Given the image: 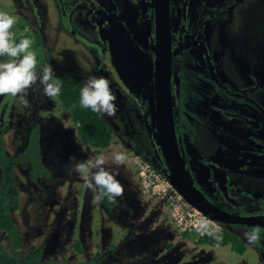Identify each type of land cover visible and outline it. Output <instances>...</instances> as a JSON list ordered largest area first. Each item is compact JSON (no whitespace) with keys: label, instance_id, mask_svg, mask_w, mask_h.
<instances>
[{"label":"flooded vegetation","instance_id":"af4514ba","mask_svg":"<svg viewBox=\"0 0 264 264\" xmlns=\"http://www.w3.org/2000/svg\"><path fill=\"white\" fill-rule=\"evenodd\" d=\"M245 2L89 3L90 14L83 16L89 35L84 36L94 65L85 74L110 81L119 109L114 116L106 115L112 141L115 136L118 142L126 135L139 137L126 150L137 154L133 162L144 191L161 199L175 214L177 203L189 212L182 216L184 223L176 215L182 229L179 235L187 236L189 230V235L199 239L209 231L228 229L245 242L244 251L254 248L264 264V44L254 32L259 24L253 26L264 15H251ZM259 4L264 5V0ZM30 26L40 36L38 26ZM45 57L55 73L59 67ZM166 92L173 103L179 152L202 194L196 199L203 202L205 198L218 207L226 221L200 210L168 176L156 118L157 98H165ZM141 164L153 172L150 179ZM117 202L118 198L112 208ZM245 216L256 222L241 219ZM255 227L260 228L261 238L251 243L245 232Z\"/></svg>","mask_w":264,"mask_h":264},{"label":"rangeland","instance_id":"374dc122","mask_svg":"<svg viewBox=\"0 0 264 264\" xmlns=\"http://www.w3.org/2000/svg\"><path fill=\"white\" fill-rule=\"evenodd\" d=\"M95 1L0 0V11L17 18L16 38L32 41L39 66L50 65L45 60L48 56L57 67L72 71L82 87L89 77H100L85 74L94 65L84 35H89L88 4H96ZM260 1L246 0L244 6L251 15H264ZM85 14L87 17H83ZM260 21L253 23L259 24L254 32L258 42L264 44V19ZM31 23L38 26L40 36H35ZM120 76L123 79L121 73ZM26 98L27 108L18 97L0 96V129L6 150H21L30 127L39 122L42 158L51 174L34 182L29 178L26 161L16 165L18 205L9 212L19 229L22 252H27L31 244L42 245L45 257L56 259L59 264H80L100 245L102 250L107 249L105 264H260L254 248L237 253L229 245L179 235L181 227L176 215L184 223L182 209L175 214L161 199L144 191L133 162L137 154L126 150L129 145H136L137 135H126L118 142L114 134L111 144L98 152L80 140L83 151L76 141L75 129L64 126L74 124L58 98L54 103L43 95L39 83L29 89ZM133 125V130L138 128L135 122ZM115 152L125 153L128 160L119 168L109 166L114 174L118 173L116 178L124 187L117 205L109 209L102 202H94L96 193L69 168L72 162L84 161L94 154L111 157ZM75 238L82 243V252L73 247ZM11 243L10 236L0 229V244L11 250ZM110 244L115 248L108 249Z\"/></svg>","mask_w":264,"mask_h":264},{"label":"trees","instance_id":"16d2710c","mask_svg":"<svg viewBox=\"0 0 264 264\" xmlns=\"http://www.w3.org/2000/svg\"><path fill=\"white\" fill-rule=\"evenodd\" d=\"M55 76L61 83L58 99L61 105L69 110L73 124L78 126L76 132L80 140L98 150L107 148L112 141L110 127L102 114L81 107L79 102L81 86L72 71L58 68L55 70ZM21 161L27 162L29 178L34 182L39 178L49 177L51 174L42 158L39 122L30 127L23 148L14 153H9L6 150L4 136L0 129V229L6 231L12 242L11 250L4 244H0V264H59L58 260L44 256L42 245L31 244L25 253L20 248L19 229L16 227L9 209L16 208L18 205L19 192L15 184V168ZM104 203L112 208L116 199L109 200L105 197ZM195 230L196 232L192 233L194 235L198 233V229ZM189 234H191L189 230L185 231V235ZM198 240L214 245L231 244L234 249L240 252L246 248L245 242L228 229L209 231L200 235ZM72 245L76 251H83L79 239L75 238ZM113 246L110 244L108 248H113ZM106 255L107 251L97 245L90 258L81 260L80 264H105Z\"/></svg>","mask_w":264,"mask_h":264},{"label":"clouds","instance_id":"9594fccd","mask_svg":"<svg viewBox=\"0 0 264 264\" xmlns=\"http://www.w3.org/2000/svg\"><path fill=\"white\" fill-rule=\"evenodd\" d=\"M17 18L8 12L0 11V96L18 97L19 103L29 107L27 94L33 86H42L43 95L58 102L61 83L56 79L51 65L39 66L37 54L32 50L29 38L17 40L14 28ZM116 96L112 92L110 81L104 77H89L80 89V105L85 109L102 115L114 116L117 111ZM74 128L77 125H65ZM76 141L81 143L76 132ZM82 150L84 147L82 145ZM128 157L123 152H115L111 157L105 154H94L84 161L70 164L69 171L82 179L95 195L96 203L103 202L105 197L115 200L123 196L124 187L110 170V165L125 166ZM245 237L251 243H258L261 238L259 227L245 232Z\"/></svg>","mask_w":264,"mask_h":264},{"label":"water","instance_id":"95a60500","mask_svg":"<svg viewBox=\"0 0 264 264\" xmlns=\"http://www.w3.org/2000/svg\"><path fill=\"white\" fill-rule=\"evenodd\" d=\"M165 5V1H163ZM165 98L160 96L157 98L158 106L156 107V118L158 123V136L161 142L163 153L166 159L168 166V176H170L171 182L177 187V189L184 194L194 205H196L200 210L207 212L217 221H226L220 212L218 207L213 204H208L203 199V202L197 200L196 198L202 197L199 189L193 184L185 163L178 149V143L176 140V135L174 133V124H173V109H172V100L169 94H164ZM215 210V211H212ZM240 218V217H239ZM246 221H255L253 217H241V219ZM237 220V219H234ZM234 220H230L231 222ZM256 222V221H255Z\"/></svg>","mask_w":264,"mask_h":264},{"label":"built area","instance_id":"2783aa9c","mask_svg":"<svg viewBox=\"0 0 264 264\" xmlns=\"http://www.w3.org/2000/svg\"><path fill=\"white\" fill-rule=\"evenodd\" d=\"M141 167L147 173V175H148V177L150 179L153 172L151 170H149V169H145V164H141ZM143 170H142V172H143ZM182 206H184V205L183 204H180V203H177V205L175 207H177V211H179V209H182L183 215L185 217L186 213H189V212L188 211L185 212L184 211V208ZM209 223H211V222H209ZM212 224H214V223H212ZM214 225L217 227V224H214ZM207 226L209 227L210 225L208 224Z\"/></svg>","mask_w":264,"mask_h":264}]
</instances>
